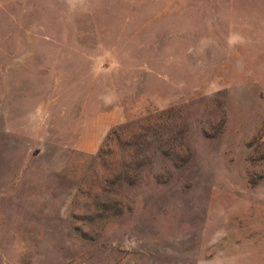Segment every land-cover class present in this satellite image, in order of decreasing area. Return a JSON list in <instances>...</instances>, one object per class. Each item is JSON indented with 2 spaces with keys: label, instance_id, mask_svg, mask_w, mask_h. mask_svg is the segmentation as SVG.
<instances>
[{
  "label": "rangeland",
  "instance_id": "rangeland-1",
  "mask_svg": "<svg viewBox=\"0 0 264 264\" xmlns=\"http://www.w3.org/2000/svg\"><path fill=\"white\" fill-rule=\"evenodd\" d=\"M0 264H264V0H0Z\"/></svg>",
  "mask_w": 264,
  "mask_h": 264
}]
</instances>
